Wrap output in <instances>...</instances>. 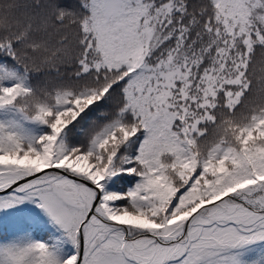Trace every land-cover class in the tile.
<instances>
[{
	"label": "snow or ice",
	"instance_id": "1",
	"mask_svg": "<svg viewBox=\"0 0 264 264\" xmlns=\"http://www.w3.org/2000/svg\"><path fill=\"white\" fill-rule=\"evenodd\" d=\"M0 264H264V0H0Z\"/></svg>",
	"mask_w": 264,
	"mask_h": 264
}]
</instances>
